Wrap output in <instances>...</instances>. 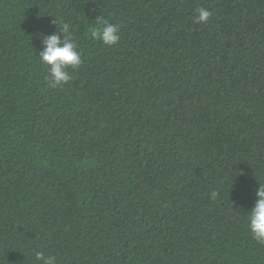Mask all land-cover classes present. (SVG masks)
<instances>
[{"label":"trees","instance_id":"obj_1","mask_svg":"<svg viewBox=\"0 0 264 264\" xmlns=\"http://www.w3.org/2000/svg\"><path fill=\"white\" fill-rule=\"evenodd\" d=\"M53 20L82 58L56 88ZM259 184L264 0H0V264H264Z\"/></svg>","mask_w":264,"mask_h":264},{"label":"clouds","instance_id":"obj_2","mask_svg":"<svg viewBox=\"0 0 264 264\" xmlns=\"http://www.w3.org/2000/svg\"><path fill=\"white\" fill-rule=\"evenodd\" d=\"M211 15L212 13L208 9L198 8L196 14L192 17V22L194 24H205ZM52 22L58 26L59 34L53 32L42 37V49L37 57L41 63L48 67L47 79L50 86L56 88L66 84L71 79L67 69L69 67L73 70L77 69L82 63V58L78 50V44L71 35V25L68 23L58 25L54 20ZM96 24L99 27L92 32L95 39L108 46L119 42L121 39L119 25L103 21L100 18H96ZM218 196L217 191L210 193V199L212 200L217 199ZM255 196L253 206L247 211L248 228L252 238L259 244L264 245V184H259ZM35 259L39 264H57L54 255H45L43 252H36Z\"/></svg>","mask_w":264,"mask_h":264}]
</instances>
